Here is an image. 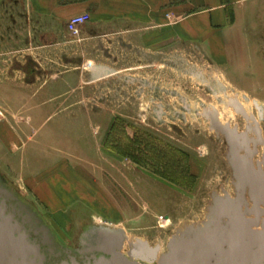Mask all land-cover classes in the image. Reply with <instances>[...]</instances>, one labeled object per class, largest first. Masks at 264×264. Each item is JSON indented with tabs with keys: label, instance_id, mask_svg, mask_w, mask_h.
I'll return each mask as SVG.
<instances>
[{
	"label": "rangeland",
	"instance_id": "rangeland-1",
	"mask_svg": "<svg viewBox=\"0 0 264 264\" xmlns=\"http://www.w3.org/2000/svg\"><path fill=\"white\" fill-rule=\"evenodd\" d=\"M226 8L230 47L214 54L188 40L131 48L123 38L97 60L76 43L40 53L52 40H40L26 15H3L14 50L0 53V88L10 91L0 123L16 133L0 134V175L59 245L77 247L94 227L120 231L126 258L139 243L161 256L209 222L214 197L233 185L223 128L256 121L264 139V0Z\"/></svg>",
	"mask_w": 264,
	"mask_h": 264
},
{
	"label": "crops",
	"instance_id": "crops-1",
	"mask_svg": "<svg viewBox=\"0 0 264 264\" xmlns=\"http://www.w3.org/2000/svg\"><path fill=\"white\" fill-rule=\"evenodd\" d=\"M239 1L0 0V53L6 49L14 50L5 44L11 32L2 25L3 15L9 13L16 22L20 14L26 15L28 27L38 30L40 40H52L48 44L41 43L35 49L40 53H47L49 50L66 52L69 44L76 43L85 58L97 60L98 49L105 48L110 43L120 47V40L126 38V44L131 48L139 44L160 47L166 45L169 39L172 42L188 40L201 44L207 48L208 53L214 54L221 44L226 46L227 43V48L230 47L232 27L227 22L226 7L228 3L237 5ZM80 15H88L89 20L81 27L80 42H76L69 37L65 26L72 17ZM19 42L17 40L15 43L16 51L24 47L23 40ZM38 64L44 70V62ZM105 73L103 75H109L108 69ZM3 94L4 99L8 100L10 91L2 87L0 96ZM14 94L20 97L21 92L14 90ZM4 124L5 129L2 128L3 123H0L2 138L13 140V133L16 132L9 126L8 121Z\"/></svg>",
	"mask_w": 264,
	"mask_h": 264
},
{
	"label": "water",
	"instance_id": "water-1",
	"mask_svg": "<svg viewBox=\"0 0 264 264\" xmlns=\"http://www.w3.org/2000/svg\"><path fill=\"white\" fill-rule=\"evenodd\" d=\"M223 132L227 136V128ZM234 169L238 187L248 188L253 199L264 203V173L253 169L249 162ZM12 201L25 213L24 217L17 216L9 204ZM210 213L207 224L186 237L170 240L161 256H157V247L139 243L129 248L126 258L121 253L123 234L98 230L94 244L84 251L100 253L99 257L85 263L69 257L54 264H141L137 258L148 264H264V225L256 229L255 221L245 218L239 203L227 196L214 197ZM27 223L38 227L31 231L25 227ZM39 234L43 236L42 244L62 248L33 208L0 187V264H49L41 245L32 238Z\"/></svg>",
	"mask_w": 264,
	"mask_h": 264
},
{
	"label": "flooded vegetation",
	"instance_id": "flooded-vegetation-1",
	"mask_svg": "<svg viewBox=\"0 0 264 264\" xmlns=\"http://www.w3.org/2000/svg\"><path fill=\"white\" fill-rule=\"evenodd\" d=\"M232 106L238 113H241L236 105ZM223 138L227 146V166L230 170V176L233 179L232 188H230L227 193L223 195V197L227 196L238 202L243 216L247 219L254 220L256 224L255 228L261 229L264 225V203L260 202L258 199H253L249 194L248 188L240 189L238 187L234 166H243L246 162H249L253 169L264 173V139L262 130L258 126V123L254 121L251 126H246L243 130L231 129L227 127V136H225V133L223 132ZM0 187L7 189L11 194L17 195L15 191L13 192L10 189L8 182L2 177V175H0ZM262 195L264 197V189ZM9 204L15 209L17 216H25V213L15 201L9 202ZM19 221H21V217L19 218ZM222 223L224 222L222 221ZM25 227L34 231L38 226H30V224L27 223ZM197 228H199V226L193 225L186 230V233L182 232L181 236L186 237L191 234L190 232L192 230ZM98 230L101 229L94 227L83 229L78 237V244L75 248L63 247L61 245L60 246L62 248H57L42 244V234H39L38 237L33 235L32 238H34L41 245V248L46 253L49 264L67 260L69 257H75L77 261L85 263L92 261L93 257H99L100 255V253H87L84 251L87 250L89 245L94 244L95 239H97L96 232ZM181 236H179V238ZM160 250L161 248L157 247V256H159ZM137 261L141 264H148L141 260V258H137Z\"/></svg>",
	"mask_w": 264,
	"mask_h": 264
},
{
	"label": "built area",
	"instance_id": "built-area-1",
	"mask_svg": "<svg viewBox=\"0 0 264 264\" xmlns=\"http://www.w3.org/2000/svg\"><path fill=\"white\" fill-rule=\"evenodd\" d=\"M89 20L88 15L72 17L67 23V31L74 40L80 42L81 27Z\"/></svg>",
	"mask_w": 264,
	"mask_h": 264
},
{
	"label": "trees",
	"instance_id": "trees-1",
	"mask_svg": "<svg viewBox=\"0 0 264 264\" xmlns=\"http://www.w3.org/2000/svg\"><path fill=\"white\" fill-rule=\"evenodd\" d=\"M111 132H112V130H111ZM110 135H111V133L109 134V136L107 138H110L112 140V137Z\"/></svg>",
	"mask_w": 264,
	"mask_h": 264
}]
</instances>
